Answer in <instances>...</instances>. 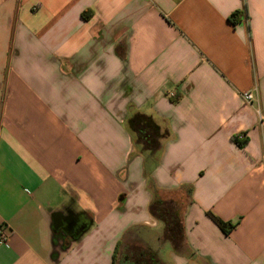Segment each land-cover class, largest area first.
I'll list each match as a JSON object with an SVG mask.
<instances>
[{"label":"crops","instance_id":"0c3cea01","mask_svg":"<svg viewBox=\"0 0 264 264\" xmlns=\"http://www.w3.org/2000/svg\"><path fill=\"white\" fill-rule=\"evenodd\" d=\"M0 227V264H264V0H0Z\"/></svg>","mask_w":264,"mask_h":264},{"label":"trees","instance_id":"16d2710c","mask_svg":"<svg viewBox=\"0 0 264 264\" xmlns=\"http://www.w3.org/2000/svg\"><path fill=\"white\" fill-rule=\"evenodd\" d=\"M90 16L84 15L85 19H89ZM238 19V14L235 13L231 17V22L235 24ZM130 130L135 134V146L142 153L149 152L152 154V158L148 159V165H155L158 162V158L162 151L161 140L168 137L169 132L167 129L161 128L152 116H148L142 113H136L130 117L129 121ZM238 146L244 147L245 143L237 141ZM178 208L168 206L167 202H164L155 196L154 201L150 206V212L152 215L163 220L167 227V237L172 240L173 243L177 245L181 243L183 238V227L177 217ZM207 216L224 232L229 235L233 230L237 228L236 223L225 222L214 215L212 212H207ZM119 251V246L114 254L113 264H117V252ZM145 254V258L141 255ZM136 264H161L158 258V254L155 251H150L149 253H140L136 260Z\"/></svg>","mask_w":264,"mask_h":264},{"label":"built area","instance_id":"2783aa9c","mask_svg":"<svg viewBox=\"0 0 264 264\" xmlns=\"http://www.w3.org/2000/svg\"><path fill=\"white\" fill-rule=\"evenodd\" d=\"M168 96L171 99H174L176 97V94H175V92H170L168 94ZM244 98L246 101L250 102V101L254 100V93L250 92V93L246 94L244 96ZM237 139H238V141H243L244 136L239 135ZM10 236H11V232L8 229H6L5 227H0V245L7 244L10 240Z\"/></svg>","mask_w":264,"mask_h":264},{"label":"rangeland","instance_id":"374dc122","mask_svg":"<svg viewBox=\"0 0 264 264\" xmlns=\"http://www.w3.org/2000/svg\"><path fill=\"white\" fill-rule=\"evenodd\" d=\"M148 235H149V234H148ZM154 245H155V244H154ZM153 250H154V248H153ZM129 252H130V251H129ZM129 252H128V253H129ZM141 257H142V258H145V254H142ZM123 260H124V259H123Z\"/></svg>","mask_w":264,"mask_h":264}]
</instances>
